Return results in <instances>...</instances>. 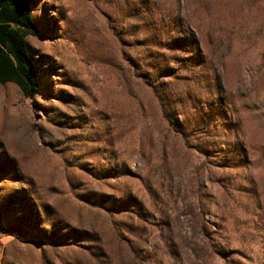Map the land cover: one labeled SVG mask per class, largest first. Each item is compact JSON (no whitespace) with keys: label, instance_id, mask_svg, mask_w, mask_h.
Instances as JSON below:
<instances>
[{"label":"rangeland","instance_id":"374dc122","mask_svg":"<svg viewBox=\"0 0 264 264\" xmlns=\"http://www.w3.org/2000/svg\"><path fill=\"white\" fill-rule=\"evenodd\" d=\"M26 1L0 264H264V0Z\"/></svg>","mask_w":264,"mask_h":264},{"label":"trees","instance_id":"16d2710c","mask_svg":"<svg viewBox=\"0 0 264 264\" xmlns=\"http://www.w3.org/2000/svg\"><path fill=\"white\" fill-rule=\"evenodd\" d=\"M10 23L23 29H13ZM35 32L28 17L27 1L0 0V45L6 44L4 49L0 48V83L12 82L28 97L34 96L38 88L34 64L25 52L23 38Z\"/></svg>","mask_w":264,"mask_h":264},{"label":"crops","instance_id":"0c3cea01","mask_svg":"<svg viewBox=\"0 0 264 264\" xmlns=\"http://www.w3.org/2000/svg\"><path fill=\"white\" fill-rule=\"evenodd\" d=\"M26 1V0H25ZM28 17H29V20H30V22H31V24L35 27V29H36V25H35V22H34V20H33V17H32V14H31V10H30V7H29V3H28ZM9 26L10 27H12L13 29H18V30H22L23 29V27H19L18 25H14V24H12V23H10L9 24ZM33 34V33H32ZM35 35V34H34ZM34 35H26L24 38H23V46H24V49H25V52H26V54H28L29 56H30V54H29V51H28V46H27V40H26V38L28 37V36H34ZM4 46H6V44L4 45ZM4 46H2V45H0V48L1 49H4Z\"/></svg>","mask_w":264,"mask_h":264}]
</instances>
